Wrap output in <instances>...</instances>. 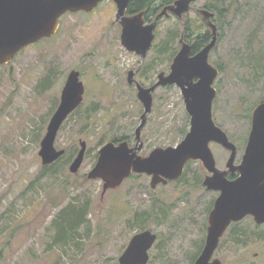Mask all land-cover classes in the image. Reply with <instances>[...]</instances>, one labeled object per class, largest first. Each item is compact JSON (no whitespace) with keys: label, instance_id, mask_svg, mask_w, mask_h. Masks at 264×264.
<instances>
[{"label":"rangeland","instance_id":"obj_1","mask_svg":"<svg viewBox=\"0 0 264 264\" xmlns=\"http://www.w3.org/2000/svg\"><path fill=\"white\" fill-rule=\"evenodd\" d=\"M161 2L153 0V7ZM202 5L213 7L218 26L209 54L210 64L220 69L213 83V119L237 145V164L252 110L264 101V0H196L193 6ZM115 13L112 0L100 1L91 12L64 13L54 35L29 44L0 65V264H118L130 238L144 229L157 234L147 264H193L201 252L218 195L203 186L208 172L201 161H189L179 179L155 188L143 173L106 191L100 179L87 178L99 148L111 137L124 136L130 146L136 143L144 108L127 82V71L146 68L136 78L149 86L160 71L170 72L171 53L180 45L182 22L164 16L157 23L154 46L141 60L121 44ZM188 16L195 38L206 28L193 11ZM164 44L167 48L160 52ZM72 69L80 71L85 92L61 125L55 146L74 154L44 170L40 142ZM189 128L181 89L174 84L159 87L138 153L146 156L155 147L176 145ZM80 140L86 141V153L78 172L71 173L68 166ZM209 146L216 166L226 169L229 151L216 142ZM69 203L87 204L88 223L74 237L56 243L58 214ZM213 257L222 264H264V224H256L252 216L233 223Z\"/></svg>","mask_w":264,"mask_h":264},{"label":"water","instance_id":"obj_2","mask_svg":"<svg viewBox=\"0 0 264 264\" xmlns=\"http://www.w3.org/2000/svg\"><path fill=\"white\" fill-rule=\"evenodd\" d=\"M100 1L0 0V64L11 61L23 47L54 35L64 13L91 12ZM112 1L117 8L116 18L122 25V45L144 58L154 39L156 21L144 24L143 12L125 16L130 0ZM191 1L175 0L164 7L157 17L167 15V10L180 17L190 8ZM199 12L212 30L210 42L192 54L191 45L181 39V46L170 64V72L159 73L158 80L150 87H143L135 80L136 71H128V83H135L137 97L144 108L135 129L136 143L134 146H130L127 140L104 143L98 150L96 162L87 173V178L100 179L106 191L119 187L133 173H143L151 177L150 186L155 188L160 183L178 179L188 161H201L208 172L202 181L203 186L219 194L208 214L204 245L193 264H222L220 259L213 256L231 223L246 216H252L256 224L264 223V101L252 110L247 143L240 162L236 164L237 146L216 125L212 115L216 94L213 83L219 70L210 64L209 53L217 41V28L210 19L211 12L206 9ZM173 84L181 89L190 116L189 131L176 145L155 147L148 155L142 156L138 153L143 146L141 131L152 110V92L159 85ZM84 91L80 71L70 70L58 106L40 142L38 154L43 165L51 164L65 154L64 148L55 146V139L64 120L81 104ZM210 142H216L229 150L226 169L221 170L216 166ZM79 146L68 166L71 173L78 172L84 160L86 141L80 140ZM228 173H237V177L229 179ZM156 239L157 234L149 229L135 233L118 256V264H147L149 250Z\"/></svg>","mask_w":264,"mask_h":264},{"label":"trees","instance_id":"obj_3","mask_svg":"<svg viewBox=\"0 0 264 264\" xmlns=\"http://www.w3.org/2000/svg\"><path fill=\"white\" fill-rule=\"evenodd\" d=\"M152 1L153 0H131L130 5H129V11H137V10L143 9L145 7L147 9H149L150 7H152L154 5L152 3ZM162 1H163V4L164 3L166 4V3L172 2L173 0H162ZM209 8L212 9L213 7L209 6ZM149 12L148 13L150 15L153 14V11L150 10ZM193 25H194V23H193V19H192V23L189 24V26L187 27V29L185 31L186 34L192 36V32L194 30ZM207 38H208V32H206L205 29H204V31L197 33L195 43H192L193 49L198 50L201 46L206 44L203 42H205L207 40ZM174 54L175 53H171L170 60L172 59ZM123 139H126V137L115 135V136L110 138L111 141L113 140L116 142L123 140ZM73 154H74V150L69 151L68 154L65 152V154L59 158V160H61V159H67L68 160L72 157ZM55 163H57V162L55 161L49 165H45L43 167V169L49 170L50 168H52L51 166H53ZM198 182H199V180H198ZM87 212H88L87 204H85V206L77 207L73 203H69L66 206H64L63 208H61L59 211V214H58V217H59L58 233H57V236L54 238V242L64 243L67 238L74 237L76 234V229H78V227H80V225H82V224L84 225L88 221L86 218ZM240 234L245 235L244 233H240ZM107 262H109V261L106 260L103 264H107ZM114 264H117V263H114Z\"/></svg>","mask_w":264,"mask_h":264},{"label":"flooded vegetation","instance_id":"obj_4","mask_svg":"<svg viewBox=\"0 0 264 264\" xmlns=\"http://www.w3.org/2000/svg\"><path fill=\"white\" fill-rule=\"evenodd\" d=\"M131 1V0H130ZM175 0H173L172 2H170V3H164L163 4V1L161 2V4L159 3L158 5H156V7H150L149 9H147L146 7L145 8H143V9H140V10H137V11H129V5H130V2H129V4H128V6H127V8H126V11H125V16H131V15H134V14H136V13H139V12H143V20H144V24H150V23H152L154 20L156 21V24H155V27H154V39H153V41H152V43H151V45H153V43H154V41H155V38H156V36H157V30H156V26H157V23H158V21L162 18V17H164V16H166V17H168V16H170V15H174L173 13H171L169 10H167V15H162V16H159V17H157V15H159V13L163 10V8L164 7H166L167 5H170V4H172L173 2H174ZM196 0H192L191 1V6H190V8L186 11V12H184L183 14H182V16H180V17H178V16H176V15H174L175 17H177V19L178 20H180L181 22H182V28H181V33H180V35H179V44L181 43V39L183 40V42H185V43H189L190 45H191V52H192V54H195L196 52H198L202 47H204L207 43H209L210 42V40H211V38H212V30H211V28L209 27V25L206 23V21L204 20V18H203V16H202V14L199 12V10H201V9H206V10H208L209 12H211L212 13V16H211V21L216 25V28H217V39H218V26H217V24L215 23V19H214V17H215V12L212 10V9H210L209 7H207V6H205V5H202V6H199V7H194L193 5H194V2H195ZM116 6V5H115ZM153 11V14L152 15H150L149 13V11ZM116 11H117V8H116ZM189 11H193L194 12V14H195V16H196V18L197 19H195V20H199L201 23H203L202 25H203V27L204 28H206V32H208V38H207V40L205 41V42H203V43H206V44H204L203 46H201L198 50H194L193 49V44L192 43H195V39H196V37L195 38H192V36L191 35H188V34H186L185 33V31H186V29H187V27L189 26V24H191L192 23V18H190L188 15H189ZM149 12V13H148ZM154 15V18H153V20H151V16H153ZM157 17V18H156ZM115 20L119 23V25H120V27H121V31H122V25L120 24V22L118 21V19L116 18V13H115ZM199 25H201V24H199ZM208 28V29H207ZM120 42H121V33H120ZM121 44H122V42H121ZM154 46V45H153ZM180 46H181V44L179 45V48H180ZM151 47V46H150ZM167 48V46H166V44H164V46H161V49H160V52H162L163 50H165ZM214 48V47H213ZM212 48V49H213ZM150 49V48H149ZM148 49V50H149ZM211 49V50H212ZM179 50V49H178ZM178 50H177V52H178ZM132 52H134V51H132ZM211 52V51H210ZM136 53V52H135ZM147 53H148V51H147ZM137 54V53H136ZM210 54V53H209ZM137 55H139V54H137ZM140 56V55H139ZM145 57H146V55H145ZM144 57V58H145ZM140 58H141V56H140ZM144 58H141V60H143ZM3 65V64H2ZM144 69H146V68H143V69H140V67L139 68H137V69H129V70H133V71H136L135 72V74H134V78H135V80L138 82V83H140L138 80H137V78H136V76L138 75V74H141V72H142V70H144ZM219 69V68H218ZM128 70V71H129ZM128 71H127V75H128ZM219 71H220V69H219ZM161 72H163L164 74H168V72L166 73V72H164V71H160L159 73H161ZM158 73V74H159ZM158 74H157V77H156V79H154L150 84H149V86H144V85H142V83H140V85H142L143 87H150V86H152L157 80H158ZM127 82H128V80H127ZM130 85H134V87L136 88V90H137V87H136V85H135V83L133 82L132 84H130ZM166 86H168V85H159L158 87H156L155 89H154V91L152 92V95H153V97H154V92L159 88V87H166ZM136 96H137V91H136ZM138 98V97H137ZM141 102V101H140ZM229 151V150H228ZM230 153V152H229ZM242 157V156H241ZM238 164V163H237ZM227 177L229 178V179H234V178H236L237 177V173H235V174H233V175H231L230 173H228V175H227ZM204 179V178H203ZM169 182H171V181H169ZM209 190V189H208ZM218 192V191H217ZM218 194H219V192H218Z\"/></svg>","mask_w":264,"mask_h":264}]
</instances>
